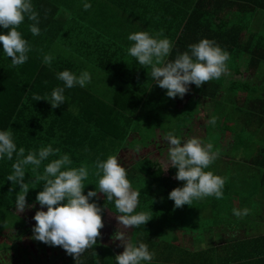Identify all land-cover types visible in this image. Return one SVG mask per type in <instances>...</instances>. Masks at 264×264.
<instances>
[{
	"label": "trees",
	"instance_id": "trees-1",
	"mask_svg": "<svg viewBox=\"0 0 264 264\" xmlns=\"http://www.w3.org/2000/svg\"><path fill=\"white\" fill-rule=\"evenodd\" d=\"M32 4L38 15L40 33L31 34L28 26L34 21L27 17L18 26L30 45L27 61L13 66L0 49V128H10L17 148L23 147L25 155L47 144L60 149L49 160L68 153L71 167L83 165L88 169V176L83 181L86 193L95 188L98 179L94 164L97 159L116 156L120 149L128 146L131 133L139 135L141 132L142 143H149L152 137H143L142 125L152 119L162 125L168 124L164 133L173 132L172 124L181 135L200 113L201 98L214 100L217 105L225 102L232 107L229 112L215 109L219 121L206 126L208 139L212 140V130L218 132L214 140L223 150L233 139L231 149L235 148L234 153L237 151L234 163L236 156L248 149L241 135L244 126L258 118L245 116L243 107L246 108L250 101L251 104L263 103L259 83L248 76H238L226 85L221 75L199 87L190 84L183 106L179 108L176 97L166 96V90L154 84L150 66L139 65L128 54L127 48L132 42L127 40V35L130 31L144 30L169 38L172 49L165 61L189 51V44L207 38L228 53L225 63L239 73L240 68H235L233 62L248 58V64L257 68L264 61V30L260 34L252 32L241 19L245 9H264V0H91L89 9L82 7V0H32ZM229 9L235 14L233 22L230 20L232 15L224 14ZM245 29L249 34L242 39ZM0 31L6 32L7 29ZM46 53L53 56L50 65L42 62ZM63 69L76 73L88 70L91 81L85 87L65 88L67 101L53 109L47 100H36V97L48 95L54 87L62 86L56 72ZM220 95L221 99L217 100ZM142 115L144 119H141ZM213 115L210 117L214 118ZM256 157L255 163L263 168L264 148ZM16 159L14 154L12 160H0V250L7 243L6 238L2 239L6 230L3 223H7V228L20 219L30 226L35 224L31 214L20 217L16 212L15 196L21 190L20 185L7 179ZM47 162L43 161L39 168L25 166L24 180L29 188L27 204H39L35 196L43 187L41 176ZM211 170L224 178L223 197L194 199L192 205L174 207L167 194L184 183L175 178L174 167L165 170L149 156H143L129 166L127 178L131 187L139 192L135 211H144L151 217L144 225L133 227V243H146L154 254L163 246L161 251L167 252L168 263L182 257L183 253L184 263L264 264L263 234L219 245L198 244L194 250L189 249L192 244H187L188 248L183 243L185 233L194 235L200 227L196 219L187 220L193 218L194 210L199 209L198 203L207 208L210 206L212 224H217L216 219L224 212L221 210L226 207L232 210L234 204L239 203L235 201L236 197L244 199L233 177ZM260 179V184L264 183V175ZM90 199L101 207L102 220L107 208L116 211L114 203L104 198L103 193L98 192ZM229 201L231 206L227 205ZM99 239L100 235L97 242L76 260L67 254L66 263L113 264L112 249L101 244Z\"/></svg>",
	"mask_w": 264,
	"mask_h": 264
},
{
	"label": "clouds",
	"instance_id": "clouds-1",
	"mask_svg": "<svg viewBox=\"0 0 264 264\" xmlns=\"http://www.w3.org/2000/svg\"><path fill=\"white\" fill-rule=\"evenodd\" d=\"M91 0H82V7L89 9ZM34 21L29 24L33 36L40 33L38 15L33 9L32 0H0V49L10 58L13 66L22 65L28 59L30 45L18 30L24 21ZM127 40L132 42L127 48L136 63L150 66V75L154 84L165 89L166 96L183 97L190 84L197 87L212 79H218L226 71L228 53L213 41L201 38L188 45L189 51L178 53L174 59L165 61L172 49L169 38L159 33L153 35L144 30L130 31ZM52 54H44L42 62L51 64ZM56 78L63 82L62 86L54 87L50 94L36 97L47 100L54 109L67 101L65 88L74 86L85 87L91 81L88 70L79 73L70 69L56 72ZM211 123H215L212 118ZM163 138L168 143L167 167L176 169L175 178L183 181L181 186L172 188L167 196L173 200L174 207L184 204L192 205L194 199L214 196L223 197L224 178L209 169L216 159L217 153L211 143H204L199 138L182 139L172 131L164 133ZM60 151L52 144L39 147L36 151H28L25 155L23 147L17 148L10 128H0V160L17 159L12 164V171L7 179L13 184H19L15 196V208L23 212L26 207L34 204L26 203L27 184L24 180L25 166L39 168L44 164L41 179L43 187L36 193L35 201L42 206L33 215L35 224L32 226V237L35 240L51 246H61L75 260L85 249L92 247L103 227L102 209L90 198L97 193H103L104 198L114 203L116 220L124 227H136L145 224L151 217L144 211H135L138 204L139 192L131 187L126 169L114 155L106 159H97V182L95 188L83 191V181L88 176V169L81 165L71 167L72 160L68 153L49 160L50 156ZM97 189L99 191H97ZM43 206H46V210ZM248 212L247 208H233L232 213L242 217ZM115 239L123 244V251L115 255L116 264H149L154 253L144 242L132 243L125 238L123 231H115Z\"/></svg>",
	"mask_w": 264,
	"mask_h": 264
},
{
	"label": "rangeland",
	"instance_id": "rangeland-1",
	"mask_svg": "<svg viewBox=\"0 0 264 264\" xmlns=\"http://www.w3.org/2000/svg\"><path fill=\"white\" fill-rule=\"evenodd\" d=\"M232 15V16H231ZM230 20L233 22V19L235 14H230ZM243 22H245V26L247 29H251V31L258 32L260 34L261 28L264 27V11L263 8H257L255 10H243V15L241 17ZM264 33V31H262ZM245 34V33H243ZM247 56V55H246ZM248 58L246 60H240L239 63L233 62V66L235 68H241V70H244L245 63H248ZM264 69V67H263ZM258 70V69H257ZM261 75H257L254 77L253 81L260 82L259 87L264 89V71L261 73ZM260 96H264V93L261 92ZM187 95H183V97H180L177 99L176 106L182 107L183 103L186 99ZM261 102H264V100H261ZM246 103V102H245ZM200 113L193 119L192 123L188 124V126H191L193 130H190L191 127L185 128L184 132L179 135V129L174 128L172 124V130L174 132V135H177L181 137L182 139H188L191 137L202 139L204 143H211L213 145V150L217 153L216 159L212 162V165L210 168L216 169L217 171H220L222 175L224 176H231L233 177V181L235 182V185L239 187V190L244 196V199L241 197H236L235 201H238L239 203H235L232 208H247L248 212L242 216L237 217L235 215L230 214L232 210L229 208H225L221 216L217 218V224H212V214L209 213V210H211L208 206V208L204 204L198 203V210H194V213L191 214L193 218H187L188 221H193L196 219L198 223L200 224V227L196 230L194 233V236H198L197 239H191L193 238L189 236H186L188 240V244H192L191 248H197L199 245H219L224 243L225 239L229 238H235V239H242L245 238L246 235H264V223H261L260 221L264 219V197L261 193L260 188V172L259 167H254L252 164H250L252 160V151L260 148V145L264 147V122L263 126L261 128L256 129L255 125L261 122L264 119V108L262 104L253 103L251 104V101L246 104V108L244 113L245 116H256L258 118L256 121H250L247 126H244V131L242 132V138L245 141V144L248 149L244 151V154L241 156H236V158L239 161H235L234 158L237 153H234L235 148L230 149L229 145H226L225 150L222 149V146L219 142H216L214 139L217 138L218 132L212 130V140L208 139L209 136H207L209 133L206 132V126L211 123L212 116L211 114H214L215 116V123L219 121V114L215 115L216 111H213L214 105L213 102L206 98H201L200 103L198 105ZM218 109H221V111H232V107L225 102L219 103V105L216 107ZM155 112V111H154ZM242 116L243 113L241 114ZM141 119H144V116H141ZM214 123V124H215ZM163 124V123H162ZM157 121H153V119L150 122L144 123L142 126L144 127V133L143 137L148 138L152 137L151 141L147 144H139L142 142V136L141 132L139 135H135L134 133H131L129 136L128 146L122 148L119 150L118 154L116 155L118 161L122 164V166L125 167V169H128L129 166L133 165L136 161H138L143 156H149L150 158L156 160L160 165H162L163 168L167 167L169 164L167 151H168V143L163 138L164 135V129L167 125H162ZM241 125V124H240ZM176 126V125H175ZM213 129H216V126L213 127ZM133 135L134 138H133ZM140 138L138 139V137ZM133 138V139H132ZM230 139V138H229ZM228 139V140H229ZM201 140V141H202ZM202 141V142H203ZM228 142V141H227ZM226 142V143H227ZM139 144V145H137ZM130 146V148H129ZM242 147V146H240ZM239 147V148H240ZM218 150H216V149ZM261 150V148H260ZM242 153V150H239ZM255 159V157H253ZM230 160H233V163H230ZM250 162V163H249ZM248 163V164H247ZM230 164V165H229ZM256 165V164H254ZM167 170V168L165 169ZM242 199V200H241ZM227 205L231 206V202H227ZM29 208V210H28ZM38 208V207H36ZM189 209V208H188ZM187 209V210H188ZM201 210V211H200ZM18 216L22 215H30L31 214V207H26L23 212H19L16 210ZM185 212V211H184ZM105 215L103 218V227H102V233H101V239L105 241L108 245L116 246L117 252L120 253L123 251V244L115 239V231L120 232L123 231L125 233V238L131 242L132 238V231H130L131 227H124L123 225H117L116 224V216L113 215L114 211L109 210L108 208L105 210ZM230 214V215H229ZM185 216V215H184ZM186 216H188V213L186 212ZM244 222L249 225L245 228V230H236L234 233L233 231H230L229 234H226L224 236L219 235L218 233H221L222 230H234V227L242 226L244 225ZM4 228L6 230L3 231L2 239H7L9 244L6 245V249L0 252V264H20L19 261H23V253L19 251V246L21 245V242L18 240L19 237H21L23 234H32V226L30 227L28 223H23V221L20 219L19 221H16L11 227L7 228V223H3ZM116 228V229H115ZM219 228V229H218ZM206 229V230H205ZM216 232L218 235L214 236L212 235L213 232ZM174 233L172 232V236ZM230 235V236H229ZM177 237V236H176ZM175 239V238H172ZM190 240V241H189ZM179 243V242H178ZM183 243H186V239L183 240ZM47 250H39L38 255V262L40 264H49L48 257L49 254L52 253L53 256H57L56 258H53L55 260L54 264H61V260L63 259L64 249L61 246H47ZM163 246H161L160 250H162ZM4 248V247H3ZM40 249V248H38ZM7 261V263L5 262ZM16 261H18L16 263ZM35 261L37 259L35 258Z\"/></svg>",
	"mask_w": 264,
	"mask_h": 264
},
{
	"label": "crops",
	"instance_id": "crops-1",
	"mask_svg": "<svg viewBox=\"0 0 264 264\" xmlns=\"http://www.w3.org/2000/svg\"><path fill=\"white\" fill-rule=\"evenodd\" d=\"M234 7H237L236 5H234ZM233 7V8H234ZM233 10V9H232ZM263 11H264V9H263ZM224 14H232V12H231V10L229 9V10H226L225 12H224ZM262 30H264V27L263 28H261ZM252 32H255V31H252ZM243 33H245V34H243ZM248 34H249V32L247 31V29H245L243 32H242V39L244 38V37H246V36H248ZM243 60V59H242ZM226 64V63H225ZM231 67V66H230ZM229 67V65H227L226 64V71H225V73H223L222 75L224 76V78H225V82H226V85L227 84H229L231 81H232V79H234V78H236V77H247L248 76V78L249 79H253L254 77H256L257 75H261L262 76V72L264 71V69H263V67H264V61L257 67V68H254V67H251V65H249L248 63H245V65H244V67H245V69L244 70H241V68H240V72L239 73H236L234 70H233V68H230ZM258 69V70H257ZM258 83V82H257ZM260 83V82H259ZM260 89L262 90V92L264 93V89H262L261 87H260ZM221 95L217 98V100H220L221 98ZM179 98V96H176V100ZM260 99L261 100H264V96L262 97V96H260ZM216 100V101H217ZM212 102H213V105H214V109H212L213 111H215V109H216V107L218 106L217 104H216V102L214 101V100H212ZM177 103V102H176ZM262 105H264V102L263 103H261ZM244 106V105H243ZM243 110L245 111V108L243 107ZM244 120L245 119H243V122H244ZM263 122H264V119L261 121V122H259L258 124H256L255 125V128L256 129H258V128H261L262 126H263ZM247 124V123H246ZM190 130H193V128L191 127V129ZM134 136L135 135H133V138H134ZM132 138V139H133ZM202 140V139H201ZM233 142V139H231L230 140V142H228L229 144L231 143V144H233L232 143ZM139 144H143L142 142H140ZM139 144H137V145H139ZM228 144V145H229ZM260 148H261V150L264 148L263 146H261L260 145ZM260 148L258 147V149H257V147H256V149L255 150H253L251 153H252V162L250 163V164H252L254 167H259V172H260V178H262L263 177V175H264V167L262 168L260 165H258V164H256L255 163V160L257 159V157H256V155H257V152L258 151H260ZM243 154H244V152H243ZM242 154V155H243ZM253 157H255V159H253ZM236 160L237 161H239L237 158H236ZM231 164H232V161L230 162ZM248 164V163H247ZM254 164H256V165H254ZM129 168V167H128ZM260 190H261V193H262V195H263V197H264V183H262V184H260ZM34 204V206L33 207H31V215H32V217H33V215H34V213H35V211L37 210V209H39V208H41L42 206L41 205H39V204H37V203H33ZM36 207H38V208H36ZM44 208H45V210H46V207L45 206H43ZM28 210H29V208H28ZM109 210H111V209H109ZM114 211V213H113V215L114 216H116V215H119V213L118 212H116L115 210H113ZM106 214V213H105ZM34 223H35V221H33ZM261 223H264V219L263 220H261L260 221ZM116 224L117 225H119L118 224V221H116ZM30 226V225H29ZM33 226V225H32ZM249 227V225L247 224V223H245L244 222V225L242 224V226H237V227H234V230H225V231H223L222 230V232L221 233H218L219 235H221V236H224V235H226V234H229L230 233V231H233V233L236 231V230H240V229H242V230H245V228L246 227ZM31 227V226H30ZM116 229V228H115ZM219 229V228H218ZM130 231H132V234H133V227H131V229H130ZM101 233H102V228H101ZM101 233H100V239H99V242L101 243V244H103V245H106V246H108L109 248H111L112 249V252H113V264H115L116 263V261H115V255L116 254H118V252H117V247L116 246H114L113 245V247L112 246H110V245H108L105 241H103L102 239H101ZM192 234V232H187V233H185L184 234V236H183V240H185L186 239V243H184L185 244V246L186 247H188V240H187V238H186V236H189V238L190 237H192L193 236V238H191V239H197L198 238V236H194V235H191ZM216 232H214L212 235H214V236H217L218 235ZM230 236V235H229ZM252 235H250V236H247L246 235V237H251ZM245 237V238H246ZM242 239H244V238H242ZM7 240V239H6ZM18 240L21 242V245L19 246V251L21 252V253H23V261H19V263L20 264H40L39 262H38V255H39V250H42V251H44V250H47L48 249V245L49 244H46V243H43V242H41V241H38V240H35L33 237H32V234H23L21 237H19L18 238ZM238 240H241V239H235V238H229V239H225L224 241L225 242H228V241H238ZM190 241V240H189ZM131 242L133 243V235H132V238H131ZM224 242V243H225ZM7 243H8V241H7ZM6 243V244H7ZM9 244V243H8ZM210 245H212V244H210ZM54 247V246H53ZM7 247H4V248H2L1 250H0V252L1 251H3V250H5ZM38 248H40V249H38ZM189 248V247H188ZM189 249H192V250H194L195 248H189ZM66 255H67V253H66V251H64V254H63V259L61 260V264H67L66 263ZM154 255H156V256H154L153 257V260L151 261V262H149V264H195V263H184V261H183V253H182V257H176V260L175 261H171V263H168L169 261H167V252L165 251V252H163V251H159L158 253H156V254H154ZM57 256H53L52 255V253H50L49 254V257H48V262L47 263H49V264H54L55 263V260H53V258H56ZM35 258L37 259V261H35ZM6 263H7V261H5ZM18 261H16V263H17ZM46 264V263H45Z\"/></svg>",
	"mask_w": 264,
	"mask_h": 264
}]
</instances>
